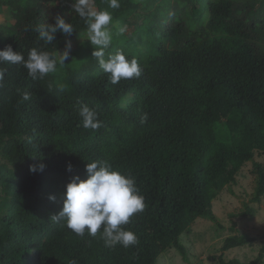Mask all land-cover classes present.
I'll list each match as a JSON object with an SVG mask.
<instances>
[{
	"label": "trees",
	"instance_id": "1",
	"mask_svg": "<svg viewBox=\"0 0 264 264\" xmlns=\"http://www.w3.org/2000/svg\"><path fill=\"white\" fill-rule=\"evenodd\" d=\"M156 1L141 7L139 0H119L116 9L108 0L92 5L109 11L112 22L131 25ZM185 1L193 6L194 0ZM195 1L207 13L201 29L157 8L143 15L131 37H113L105 59L117 50L135 58L142 68L138 79L109 83L91 44L69 53L42 79L33 80L21 65H2L8 74L0 87V264H157L172 249L187 261L181 237L200 218L217 222L213 200L236 183L248 162L253 192L231 217L256 216L253 205L264 200V163L254 161L256 153L264 156V0L258 8L234 0ZM75 3L0 0L12 21L0 29V49L11 45L25 59L32 48L63 53L88 34L72 10ZM57 16L74 33L58 32L47 43L34 29ZM85 104L102 122L98 130L82 127L79 108ZM92 161L135 178L146 205L124 226L137 235L135 246L109 248L100 232L79 236L51 219L62 209L65 186L75 176L86 179ZM41 163L42 172L29 171ZM251 242L246 235L229 236L221 251ZM263 261L261 246L249 264Z\"/></svg>",
	"mask_w": 264,
	"mask_h": 264
},
{
	"label": "clouds",
	"instance_id": "2",
	"mask_svg": "<svg viewBox=\"0 0 264 264\" xmlns=\"http://www.w3.org/2000/svg\"><path fill=\"white\" fill-rule=\"evenodd\" d=\"M112 9L120 7L119 0H108ZM92 0H76L72 10L85 20L88 28V40L94 49L92 56L97 60L99 68L107 75L109 83L115 85L121 80L138 79L142 74V68L135 58L129 60L126 55L117 50L114 55L105 59V50L110 47L113 34L109 28L113 17L107 10H90ZM39 33V38L47 43H52L57 33L71 36L74 28L70 23L57 16L54 23L41 25L34 29ZM124 28L120 29L123 34ZM71 44L68 43L63 53L54 56L42 48H32L25 59L21 52L14 51L11 45L0 49V87H3L7 69L2 67L5 63L21 65L33 79H42L49 73L56 71L57 62L64 65L69 59ZM56 56L59 57L57 61ZM23 100L30 99V93H23ZM79 116L82 127L98 130L102 122L97 113L86 104L79 108ZM147 120V114L142 115L141 123ZM45 165L30 166V172L43 171ZM71 171V165L67 166ZM86 179L80 180L75 176L65 186L61 211L51 217L53 222L63 221L64 225L76 235L90 236L101 234L105 246L114 248L120 245L124 248L138 244L137 235L131 230L125 229L130 218L140 213L146 207L144 196L136 187L134 177L114 170L111 165L100 161L88 162L85 166ZM50 200L55 197L50 196ZM72 264H75L73 261Z\"/></svg>",
	"mask_w": 264,
	"mask_h": 264
},
{
	"label": "rangeland",
	"instance_id": "3",
	"mask_svg": "<svg viewBox=\"0 0 264 264\" xmlns=\"http://www.w3.org/2000/svg\"><path fill=\"white\" fill-rule=\"evenodd\" d=\"M140 6H144L145 0H139ZM241 4L254 3L256 8L262 0H234ZM157 8L167 14H178L192 29H201L207 21V13L203 12L201 6L194 0L193 6L185 0H159L150 5L147 11L140 10L132 18L131 25H122L112 22L109 28L114 38L122 39L131 37L136 28L142 23L143 15L154 12ZM90 10H96L92 5ZM164 17V14H162ZM9 11L0 7V29L11 24ZM124 28L123 34L120 29ZM88 34L82 37L77 43L71 45L70 54L84 49L90 44ZM254 161L264 163V156L255 154ZM0 164H4L0 156ZM252 163H246L236 176V183L224 188L213 200V212L217 222L213 223L204 219H198L189 235L181 237V243L187 248V261H184L176 250H169L163 253L157 264H221V261H238L242 264H249L258 256L261 246H264V200L260 204H254L257 209L256 216L252 219L231 217L243 209L244 204L249 202V195L254 188V175L251 172ZM1 179H0V197ZM249 205V204H248ZM251 206V205H250ZM252 207V206H251ZM232 214V215H231ZM233 227V229H232ZM246 235L252 240L251 244L221 251L224 240L229 236ZM260 264H264V261Z\"/></svg>",
	"mask_w": 264,
	"mask_h": 264
}]
</instances>
